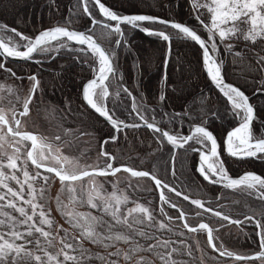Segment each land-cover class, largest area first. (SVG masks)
Segmentation results:
<instances>
[{"label":"snow or ice","instance_id":"1","mask_svg":"<svg viewBox=\"0 0 264 264\" xmlns=\"http://www.w3.org/2000/svg\"><path fill=\"white\" fill-rule=\"evenodd\" d=\"M89 3L99 9L100 15L105 18L104 20H98L93 15L92 9L88 7ZM80 5H82V14L91 21V26L84 32L69 30L67 27L57 25L39 32L34 38H30L25 37L16 29H8L7 26L0 25V29L11 31L20 38V41L24 42L21 44L12 38L7 41L0 39V56L33 60L35 53H46L62 48L71 49V44L82 46L75 50L84 54L83 63H89L87 53H91L94 72V78L83 86L82 99L95 113L103 117L116 133L122 132L126 128H139L141 126L158 133V143H164L166 140L167 144L172 146L173 163L175 150L185 148L187 145L192 151L199 153L196 171L204 181L213 185H220L224 189L246 193L249 196L254 194L257 199L264 201V177L254 173H245L239 178L230 177L224 161L221 159L216 138L211 131L203 126L205 121H202L200 125H194L189 135L171 134L157 126L154 118L151 122L146 118L147 108L138 104L136 98L132 97V93L127 88H123V91L132 97V114L137 117L140 123H125L114 118V114L110 113L104 101L110 95L109 86L106 82L116 75V69L112 62L115 53L114 50L102 48L92 34L96 26L102 25L107 30L106 35L119 37L115 40V45L117 47L123 46L127 42L123 40L125 33L122 30V25H127L132 29H139L149 36H156L164 42H169V44L173 36L194 42L202 50V63L207 76L226 97L227 103L231 106V114L239 117L241 121L236 128L227 133L224 151L237 159H260L264 158V136H254L252 126L257 119L255 110L249 102V97L243 91L225 82L221 70L222 61L217 60L215 53L219 50L217 37H219L220 44H223L226 39L240 38L241 36L245 41H250L252 44L264 41V0H190L194 18L198 21L199 26L206 31L207 38H202L195 28L179 22L144 14L121 15L111 10L101 0H78V6ZM201 9L206 10L208 14L207 23L201 18L203 15ZM109 21L115 23L110 24ZM145 22L147 24H160L164 28L154 30L144 26ZM166 29L173 31L168 32ZM224 47L231 52L233 46L226 44ZM21 48L24 50H20ZM235 55L239 56L240 53H235ZM257 64L260 66V71H264V56L258 57ZM165 65H167V59ZM0 69L11 72V69H6L3 63H0ZM12 75L15 76V73ZM18 79L23 78L18 77ZM27 79L32 82V86L29 89V95L23 101V110L18 113L20 117L29 114L30 104L39 88V81L35 75L29 76ZM163 79L166 80L167 76L165 75ZM3 90V86H0V91ZM7 91L11 94L13 90L8 88ZM257 92H264V86L257 89ZM165 98V95L161 93L159 101L163 102ZM3 99L4 97L0 95V101ZM19 101L20 98L17 96L16 102L19 103ZM9 104L12 105V123L16 127L11 126L2 109H0V125L7 128L6 135H11L13 138L18 137V139L11 142L10 146L13 147L14 151L12 154H8L3 151L5 137L0 136V189L4 190L0 194V217H3L0 218V228L5 229V231H0V264H90L93 259H99L101 264H118V261L111 259V257H122L125 264H132L134 257V264H152L151 260L140 255L141 252L152 253L160 261V264H177L175 255L192 256L191 246L187 245L184 240L171 241L146 231L148 228L155 229L157 233L174 231L171 223L175 220L181 221L182 227L188 233H206L207 246L214 252H218L221 257H231L236 261L245 262L259 260L261 264H264V213L261 214V219L246 215L244 220H232L220 211L205 207L200 199H190L189 195L163 183L149 171H137L123 165L114 167L115 157L104 151L103 145L100 155L105 158L104 167H100L98 163L95 168H91V166L79 168L71 158L57 155L60 151L59 148H54L46 137L27 131L21 132L19 128L22 127V121L17 118V109L11 100H9ZM187 114L186 110L184 115ZM177 115L180 114L177 113ZM212 115L215 116L216 113L213 112ZM117 139L118 136H111L104 141V144L109 141L115 142ZM55 140L59 141L61 137L57 135ZM25 142H30L31 147ZM192 144H198L200 147H192ZM22 155L24 156L23 159ZM49 160L59 167L50 165ZM29 162L37 169L35 174L29 172ZM69 165L71 167H68ZM41 169L43 171H40ZM121 171L130 173V177H147L153 180L156 188L160 191L161 205H168V207L176 209L179 216L177 218L169 216L161 207L160 213L170 222L166 224L163 220L157 221L151 209L138 203L135 207L122 212L121 205H127L130 198L126 193H120L115 185L113 186L114 191L107 194L103 184H93L92 189L86 193L87 199L84 198L85 190L81 189L78 193L74 187V182H83L85 177H91L94 181L97 176H115ZM18 172L22 173L23 180L16 174ZM44 173H54L58 177L61 182V193H67L72 205H87L91 209H100L112 218V222L105 221L103 216L92 215L91 212L76 211L75 208L66 211L67 206L63 205L57 197V211L66 217V222L79 232V236L71 237L62 226L59 227L58 231L65 233L63 237L59 238V244L62 247L56 253L50 252L48 249L55 247L54 240L56 238L51 231L45 230V226L50 229L53 221L45 213V205L38 202V199H44L45 185L50 179V176L44 175ZM173 176H175V171H173ZM38 180L44 181V184L40 185L39 188L34 185V182ZM9 181H14L18 187L10 186ZM25 185H27V191H25ZM164 189L175 193L177 197H182L184 201H188L196 209H202L203 212L211 213L230 224L239 226L254 221L256 227L260 229L257 233L260 237V251L253 255H241L227 250L222 243L217 245L218 237L214 235V232L219 231V228L224 227V225L221 224L216 229L205 222H200L196 226L190 225L188 214L165 195ZM24 205H27L28 208L26 209ZM13 213H18L19 216ZM201 215L202 212L200 211L195 213V217ZM117 226L125 229V231L117 230ZM21 227H23V231L20 230ZM179 235L184 236L185 234L181 232ZM137 236L146 241H154V243H147L146 246L138 242L133 243ZM83 240L98 244L105 249L115 247L117 242H123L130 246L123 251L116 248L115 251L108 252L106 257L99 256V254L94 257L87 249L83 248ZM17 241H23V243H17ZM176 243H179L181 247H174L173 245ZM29 244L33 245L32 249L28 248ZM197 248H199L198 241ZM37 253H42V255Z\"/></svg>","mask_w":264,"mask_h":264},{"label":"trees","instance_id":"2","mask_svg":"<svg viewBox=\"0 0 264 264\" xmlns=\"http://www.w3.org/2000/svg\"><path fill=\"white\" fill-rule=\"evenodd\" d=\"M102 1L118 13H154L167 19L187 22L192 28L198 29L193 11L189 7V0ZM91 5L93 15H97V9L93 4ZM1 22L31 35L44 26L55 25L56 23L84 29L87 28L88 18L82 14L80 6H78V0H0ZM145 25L150 26L147 23ZM167 30L172 32L170 29ZM95 31L96 37L102 34L106 35L107 32L102 26L96 27ZM11 35L15 36L14 33H11ZM127 35L128 38L125 40L127 43L119 47L115 45V36H109L107 47L116 50V53L118 52V55L116 54L117 59L114 58V65L118 68L119 77L122 78L127 88L132 93L143 91L146 99L151 101V106L144 105L147 108L145 113L147 119L152 120L154 118L155 121H160L163 128L172 133H185L188 131V126L185 124L186 121H181L173 114L178 112L181 117L192 123L205 121L204 124L207 128L211 129L218 137H221L231 125L237 122L238 117L231 114V106H228L227 101L222 95L218 94L203 74L200 54L195 43L173 36L166 65L167 79L164 80L161 67L164 63L167 44L156 36L144 35L134 29L127 31ZM80 47L82 46L71 44V49H60L53 59L43 64L45 69H41V71L46 73L52 68L60 67V62L64 58L70 59L69 64H71L72 68L68 78L64 81L59 80L57 83L53 82V88L56 92H59V95L63 96L66 87L67 99L64 102L62 97L59 98L60 103L63 102L65 104L67 102L66 107L69 106L68 111L72 116L73 124L82 123L83 126L81 127L94 131L93 136L99 142L103 137L111 135L112 132L111 129H103L101 132H97L86 125V121L92 119V112L80 102L78 90L80 83L92 73L91 66L93 62L91 61L90 52L87 53L89 63L82 62L85 59L84 54L75 50ZM219 53V61H222L221 70L224 77L241 86L247 94H251V101L256 105L258 117L253 122L254 136H264V93L257 92V89L264 86V71H260V66L257 64L258 57L264 56V41H258L256 44L250 42L244 53L239 56L223 49H220ZM148 77H153L149 85L146 83ZM161 93L166 97L163 102L159 101ZM128 104V96L125 93L118 100L112 98L107 101L108 109L114 111L117 116L134 120L136 116L132 114ZM168 109L174 112H166ZM186 110L188 114L184 115ZM213 112L216 113L215 116L212 115ZM93 123H97L99 127H101L100 124H105L98 119H95ZM141 131L144 132V137L141 140H143L144 146L149 150V153H147L149 157L142 162H127L131 166L152 171L164 182L172 184L190 197L200 198L210 208H214L223 214L225 213L233 219L244 220L246 215L261 219V214L264 213V201L255 198L253 195L249 196L246 193L232 191L231 189H221L204 181L195 171L194 157H192L190 152L180 150L175 156L174 162L176 164L171 170L169 157L172 151L169 145L166 143L161 145L152 133L144 129ZM120 134L123 135V138H118L115 142H108L105 145L106 148H112L116 152L125 148V146H133L137 140H140L134 137L131 130H124ZM221 159L232 175H240L244 171H253L264 177V159H231L223 152ZM173 171H175V176H173ZM171 196L174 198L175 203L179 204L188 214V223L193 225L197 221L204 219L212 227L219 228L221 224L224 225V227L219 228V231L214 232V235L218 237L216 240L217 245L222 243L225 248H235L244 253L252 252L259 248L256 233L257 227L254 221L239 226L236 224H225L226 221L213 216L211 213L202 212L187 201L174 195ZM197 211L202 212L200 217H195ZM167 213L170 215L177 214L173 209L167 210ZM179 223V221H174L171 223V227L173 229L180 228L178 226ZM193 234L186 233V241L190 242L196 236L198 241L202 243L200 249H196V252H205L214 264L227 263L232 260L217 256L214 253L209 255L204 233H197L194 236ZM135 239L133 243L138 241L139 244L145 246L147 243H154V241H146L138 236ZM89 242L88 240H85V243L82 242L83 248L87 249L94 257L97 254L104 256L105 252L100 250V245L97 244V247L92 249L93 246ZM174 246L177 248L181 247L178 244ZM192 253V256L184 254L175 256L188 260L194 259L197 256L195 246L192 249ZM149 260L152 261V264H156L153 258ZM90 264H101V261L93 259Z\"/></svg>","mask_w":264,"mask_h":264},{"label":"bare ground","instance_id":"3","mask_svg":"<svg viewBox=\"0 0 264 264\" xmlns=\"http://www.w3.org/2000/svg\"><path fill=\"white\" fill-rule=\"evenodd\" d=\"M101 2L102 3H104L102 0H101ZM189 3H190V0H189ZM188 3V4H189ZM105 4V3H104ZM106 6H108L111 10H113V11H115L112 7H110L109 5H107V4H105ZM91 3H89L88 4V7L91 9ZM189 7H190V4H189ZM96 8V7H95ZM97 9V15H94V16H96V18L98 19V20H104L105 18L103 17V16H101L100 15V13H99V9L98 8H96ZM80 10H81V12H82V5H80ZM192 10V9H191ZM130 13H134V14H140V13H143V14H147V15H154V16H157V17H159V18H163V19H165V20H169V21H176V22H179V23H182V24H186L187 26H189V27H191L187 22H181V21H179V20H177V19H167V18H165V17H161V16H158V15H156V14H154V13H144V12H140V13H137V12H129V13H119V14H121V15H126V14H130ZM85 16V15H84ZM193 16H194V14H193ZM86 18H88L87 16H86ZM201 18L204 20V17H203V15L201 16ZM205 21V20H204ZM196 22H197V28L199 29H196L195 27V30L197 31V33L199 34V35H201L202 36V38H207V33H206V31L201 27V26H199V23H198V21L196 20ZM206 23H207V21H205ZM108 23H110V24H114L115 22H111V21H109ZM146 23V22H145ZM0 25H5V26H7L4 22H1L0 23ZM55 25H60V26H62V27H69L68 25H61V24H58V23H56ZM55 25H48V26H44L43 28H40L39 30H37L36 32H34V34H31V35H29V34H26V33H24V32H21L20 30H17L16 28H14L13 26L12 27H10V26H7V28L9 29H12V28H14V29H16L18 32H20V33H22L25 37H30V38H34V36L38 33V32H40V31H42V30H45V28H48V27H53V26H55ZM91 26V21L88 19V25H87V28H84V29H80V28H74L73 27V29L74 30H76V31H82V32H84L86 29H88L89 27ZM98 26H102V25H98ZM98 26H96V27H98ZM144 26H146V27H149V28H152V29H154V30H160V29H163L164 28V26L163 25H160V24H150V26H148V25H145L144 24ZM95 27V28H96ZM103 27V26H102ZM70 28H72V27H70ZM130 29H132L130 26H127V25H122V30L124 31V37H123V40L125 41L128 37V35H127V31H130ZM134 30H137V31H139L140 33H143L144 35H147L146 33H144V32H142V31H140L139 29H134ZM170 30H172V29H170ZM166 31H168L167 29H166ZM173 31V30H172ZM95 30H94V32L92 33L93 34V36H94V39L96 40V42H98L99 43V45L102 47V48H104V49H106V50H113L112 48H109V47H107V43L109 44V36H107V35H99L98 37H96L95 36ZM169 32V31H168ZM5 34V30L4 29H0V39H4V40H9L8 39V37L6 36V35H4ZM15 35V34H14ZM115 38V40L117 39V38H119V37H117V36H115L114 37ZM17 39H19V37H17ZM16 39V40H17ZM18 41V40H17ZM167 45H166V50H165V59H164V63H163V66L161 67L162 68V77H164L165 75H166V70H167V66L165 65V60L167 59L168 60V57H169V49H171V44H169V42H165ZM194 43V42H193ZM217 43L219 44V50L215 53V57L217 58V60L219 61V51H220V49L222 50H227L225 47H224V44H220V42H219V38L217 37ZM250 43V41L249 42H247V43H245V44H240V45H238V50H231V52H233V54H235V53H240V54H243L244 53V51H245V49H247V46H248V44ZM115 48H117L116 46H114ZM196 47H197V49H198V51H199V54H200V64H202V50L200 49V47L198 46V45H196ZM24 50V49H23ZM60 51V49L59 50H53V51H50V52H46V53H35L34 54V59L33 60H22V59H18V58H9V57H4V56H0V63H3L4 65H5V68L6 69H11V72H8V71H6L5 69H0V71L3 73V74H6V76L4 77V80L5 81H8V82H10V86H11V88H12V90H16L17 91V89H16V83H14L15 81H18L20 84H22V86L24 87V89L25 90H23V91H17L18 92V95L16 94V92H15V94H16V97L17 96H19V98H20V101H19V103H17L16 102V97H15V100H14V102L15 103H17V105H19V109H17V118L18 119H22V117H20L19 115H18V113H19V111H22L23 110V108H22V104H23V101H24V99L25 98H27V96L29 95V89L31 88V86H32V82L29 80V79H27V77H29V76H32V75H35L36 77H37V80L39 81V88H38V90H37V92H36V94H35V97H34V99H33V101H32V103L30 104V111H29V116L30 115H36L37 117L38 116H40V117H42V115H45L46 113H47V111L45 110V111H43L42 112V107H43V105L44 106H46V107H54V108H58V112L57 113H55V114H51V115H46V117H44V120H43V118H41V119H39L38 120V123H39V125L41 126V127H43L42 128V133H37V132H35V131H33V130H31V128L32 127H28V128H25V129H28V130H22V129H19L21 132H24V131H29V132H31V133H33V134H36V135H38V136H42V137H48L47 135H45V133H44V130L45 129H47L48 131L50 130V132H51V129L50 128H54L57 132H59V133H63V128H64V126H67V127H69V128H71L72 126H73V122H72V116H71V114L69 113V111H68V109L66 108V103L65 104H63V102L62 103H60V101H59V98H61L62 97V100L65 102L66 101V99H67V92H66V87H65V94H63V96L62 95H59V92H56L55 90H54V88H53V82L54 83H57L59 80L60 81H64V80H66L67 78H68V75H69V72H71V68H72V66H71V64H69V61H70V59H63V60H61L62 62H60V67H55V68H52V69H50L49 71H47L46 73H42V71H41V69H45L44 68V66H43V64L44 63H46V61H48V60H50V59H53L55 56H56V54L58 53ZM114 56H113V60H112V62H113V65H114V58L115 59H117V57H116V54L118 55V52L116 53V50H114ZM62 65H64V66H62ZM114 67H115V65H114ZM91 68H92V66H91ZM60 69V70H59ZM115 69H116V75H115V77L114 78H111L110 79V81H108V82H106L107 84H108V86H109V93H110V95H109V97L105 100V102H106V106H107V101H109V99H112V98H115V99H120L121 97H123V94L125 93L124 91H123V88H127V86L124 84V82H123V80H122V78H120L119 77V75H120V73H119V70H118V68H116L115 67ZM58 70V71H57ZM202 72H203V74L205 75V77H206V79L209 81V83L211 84V85H213L212 84V82H211V80L209 79V77L207 76V74H206V72H205V70H204V68H203V64H202ZM12 73H15V76H13L12 75ZM223 75V74H222ZM94 76V72L92 71V73L90 74V76L88 77V78H86L84 81H82L81 83H80V85H79V96H78V98H80V102H82V104L87 108V109H89L91 112H92V114H91V116H92V119H89V120H87L86 121V125L87 126H89L91 129H93V130H95V131H97V132H101L103 129H107V130H109V129H111V132H112V134L111 135H108V136H105V137H103V139H101L99 142L97 141V150H93V151H89L87 154H90V155H96V157L98 156V158H99V160L97 161V163L94 165V167H91V168H95V167H97V164L99 163V166L100 167H104V159L105 158H103V157H101V155H100V153H101V146L103 145V149H104V151H106L107 153H109L111 156H113V157H115V161L113 162L114 163V167H119V166H121V165H123V166H126V167H129V168H132V169H134V170H141V171H149V172H151V173H153L152 171H150V170H146L145 168H139V167H137V168H135V167H133V166H131L129 163H127V162H129V161H131V162H142L144 159H146L147 157H149V156H147V153H149V150H148V148L147 147H145L144 146V142H143V140H141V138L142 137H144V132L143 131H141L142 129H144V130H147V131H149L150 133H152V135L155 137V139L158 141V138H159V134L158 133H155V132H153V131H151V130H149V129H147L146 127H144V126H141V127H139V128H126V129H124V130H131V132H132V134L134 135V137L136 138V139H140V140H137V142L133 145V146H125V148H122V149H119L118 151H113V149L111 148V149H108V148H106V144H104V141L106 140V139H108L109 137H111V136H114V135H116V136H118V138L119 139H122L123 138V135L122 134H120V132L119 133H116L115 132V130L111 127V125L103 118V117H100L97 113H95L94 112V110H92L87 104H86V102L82 99V89H83V86H84V84L87 82V81H89V79L91 78V77H93ZM18 77L19 78H23V79H18ZM223 78H224V80H225V82L227 83V84H230V85H232V86H235V87H237L238 89H240L241 91H243L244 93H245V95H247L248 97H249V102H250V104L251 105H253V107H254V110H255V113H256V116L258 117V115H257V109H256V105H254V103L251 101V94H247L246 93V91L241 87V86H239L238 84H236V83H234L233 81H231V80H227L225 77H224V75H223ZM3 80V81H4ZM152 80H153V77H148L147 79H146V83L149 85L150 84V82H152ZM170 86V85H169ZM213 87L215 88V90L218 92V94H220V95H222V97L227 101V99H226V97H224L223 96V94L220 92V90L218 89V88H216V86L215 85H213ZM128 89V88H127ZM129 91H130V89H128ZM124 92V93H123ZM131 92V91H130ZM256 92V91H255ZM117 93H118V95H117ZM132 93V92H131ZM262 93V92H261ZM264 93V92H263ZM125 94H127V93H125ZM128 96V95H127ZM132 97H135L136 98V101H137V103L138 104H142L143 106L144 105H146V106H151V101H149L148 99H146V96H144V93H143V91L142 92H140V91H138V92H133L132 93ZM132 97H129L128 96V100H129V104H128V107H129V109H131L132 110ZM33 103H35L36 105L33 107ZM228 104V103H227ZM72 105H73V103H72ZM228 106H230L229 104H228ZM107 108H108V106H107ZM53 110V109H52ZM109 111H110V113H112V114H114V118H116V119H118V120H120V121H124L125 123H140V121L137 119V117H136V119H134V120H129L130 118H121V117H119V116H117L116 115V113L114 112V111H111V109H109ZM166 112H170V113H173L174 111L173 110H170V109H168V110H166ZM178 113V112H177ZM177 113L176 112H174L173 114L176 116V117H178L181 121H186V125L188 126V131L187 132H185V133H180V132H178V133H172V132H170L169 130V132L171 133V134H180V135H188L189 134V132L191 131V129L193 128V126L194 125H200L201 123L199 122V123H192L191 121H189V120H186L185 118H183V117H181L180 115L178 116L177 115ZM11 115H12V112H11ZM134 115V114H133ZM95 119H98L100 122H104L105 124H100L101 125V127H99L98 125H97V123H93V121H95ZM149 120V119H148ZM150 122L152 121V120H149ZM241 121H240V119H239V117H238V119H237V122L235 123V124H233V125H231V127L230 128H228L225 132H224V134L223 135H221V137H218L217 135H215V133L211 130V129H209V128H207V126L204 124L203 126H205L209 131H211L212 133H213V135H214V137L216 138V140H217V144H218V146H219V151H220V155L222 154V152L224 153V154H226V155H228L225 151H224V145H225V135H226V133L228 132V131H230L231 130V128H233L234 126H236L237 124H239ZM155 123L157 124V126H159V127H161V128H163V126H162V123L160 122V121H155ZM12 127H16L15 126V124L14 123H12V125H11ZM4 127V130H5V133L7 134V129L5 128V126H3ZM253 127V126H252ZM164 129V128H163ZM124 130L122 131V132H124ZM165 130V129H164ZM93 134V133H92ZM8 136H10V137H12L11 135H8ZM93 137V136H92ZM93 140H96V138L95 137H93ZM68 142H70L71 143V140L70 141H68ZM109 142H112V141H109ZM28 143V146L30 145V142H27ZM164 143H166L167 144V142L166 141H164ZM191 143V142H190ZM161 145L163 144V143H160ZM167 145H169V144H167ZM198 146V147H200V145H198V144H192V147L193 146ZM169 147L171 148V151H172V153H173V150H172V146L171 145H169ZM89 150H90V148H89ZM180 150H183V151H186V152H190L191 154H192V157H194V161H195V171H196V168H197V165H198V163H199V153L198 152H194V151H192L191 150V148H189L187 145L185 146V148H182V149H176L175 150V156H176V154L180 151ZM94 151H96V152H94ZM229 156V155H228ZM231 159H237V158H234V157H231V156H229ZM102 159H103V161H102ZM261 159H264V158H261ZM169 162L171 163V170L173 169V167H174V165L176 164L175 162L173 163V160H172V154L170 155V157H169ZM52 166H55V165H53V164H51ZM28 167L30 168V167H33V168H35L34 166H32L31 165V162H29L28 163ZM55 167H57V166H55ZM89 170H91L90 168H89ZM40 171H43L42 169L40 170ZM228 171V174H229V176H233L230 172H229V170H227ZM249 172H252V173H254V174H256V175H259V176H261V177H263V175H261V174H259V173H257V172H253V171H244V173H242V174H240V175H243V174H245V173H249ZM198 173V172H197ZM117 174H119V175H128V176H130V173H126V172H123V171H121V172H119V173H117ZM117 174L115 175V176H112V175H108V176H97V177H95V179H97V180H99V181H101V182H103L104 184L105 183H111V181H115L116 180V177H117ZM154 175H155V177L156 178H158V179H160L163 183H165V184H168V183H166V182H164L159 176H157L155 173H153ZM199 174V173H198ZM44 175H48V176H50V178H53L54 179V181L55 182H57V183H59V184H61V182L59 181V179H58V177H56L55 176V174L54 173H52V174H49V173H44ZM200 176V175H199ZM201 177V176H200ZM86 178V177H85ZM134 178H137V177H134ZM142 179H146L147 181H149L150 182V184L152 185V189L150 190V191H148L147 192V194L148 195H146V193L144 192V195H145V198H143L142 197V199L144 200V201H146V203L148 202V203H150V205L151 206H153V209H154V212L156 213V216L157 217H159L158 219H157V221H160V220H163L166 224H168L169 223V221L165 218V216L164 215H162L161 213H160V211H159V209L161 208V207H163L164 208V211L167 213V210H171V209H173V208H170V207H168V205H161V203H160V199H159V197H160V195H158V191H157V188H156V185L153 183V181L151 180V179H149V178H147V177H144V178H142ZM39 181H41V180H39ZM168 185H170V186H173L172 184H168ZM92 187H93V183H92V185H91ZM216 186H218V187H220L221 189H223V187L222 186H220V185H216ZM173 187H175V186H173ZM176 188V187H175ZM177 189V188H176ZM178 191H180V192H182L181 190H179V189H177ZM137 192V191H136ZM164 193H165V195L171 200V201H173L174 203H175V200H174V198L171 196V195H174V196H176L175 195V193H173V192H168V190L167 189H164ZM182 193H184V192H182ZM184 194H186V193H184ZM187 195V194H186ZM253 196L256 198V196L253 194ZM177 197V196H176ZM190 197V196H189ZM180 199H183L182 197H179ZM190 199H200V198H197V197H190ZM201 200V199H200ZM202 201V200H201ZM188 202V201H187ZM203 202V201H202ZM189 203V202H188ZM178 206H179V204H177ZM204 206L205 207H208V208H210L209 206H207L205 203H204ZM180 207V206H179ZM181 208V207H180ZM212 209V208H211ZM173 210H175L176 211V209H173ZM200 211H202L203 212V210L202 209H199ZM213 210H215V211H218V210H216V209H214L213 208ZM177 212V211H176ZM168 214V213H167ZM98 216H103L104 217V220L105 221H108V222H112V219L110 218V216H108V215H106V214H104L102 211H100L98 214H97ZM96 215V216H97ZM169 216H172V217H174V218H177L178 216H179V213L177 212V214H174V215H170V214H168ZM224 215H227V214H225L224 213ZM227 216H229V215H227ZM249 216V215H248ZM230 217V216H229ZM232 220H238V219H233L232 217H230ZM175 221H179V220H175ZM205 222V223H207L204 219L203 220H199V221H197L196 223H194L193 225L192 224H190V225H192V226H196L198 223H200V222ZM180 223L178 224V226L180 227V228H174L173 230L174 231H171V233L169 232V231H164V232H162V233H157L156 231H155V229H152V228H148V229H146V231H149V232H151V233H153V234H155V235H157V236H161L163 239H168V240H171V241H180V240H184L185 242H186V244L187 245H190L191 246V249H193V247L195 246V253H196V257H194V259H191V260H188V259H182V258H179V257H177V256H175V259H176V261H177V264H214L213 263V261H211L210 260V258L208 257V255H206V253L204 252V253H198V252H196V249H200V247H201V245H202V243L200 242V241H198V239L196 238V236H194L195 234H193V240H191L190 242H187L186 241V233H188L187 232V230L186 229H184L183 227H182V222L181 221H179ZM225 224H230V223H228V221H226L225 222ZM210 225V224H209ZM210 227H212L211 225H210ZM213 229H215L216 227H212ZM74 230V229H73ZM70 230L71 232H77V230ZM117 230H120V231H125V229H123V228H121L120 226H117ZM104 231H107V229H104ZM260 231V229H256V233H258ZM169 232V233H168ZM181 232H183L185 235L184 236H181V235H179V233H181ZM78 233V232H77ZM197 234V233H196ZM204 235H205V233H204ZM75 236H78L77 234L75 235ZM74 235H73V237H75ZM216 236V235H215ZM217 237V236H216ZM205 239H206V246H207V236L205 235ZM136 240V239H135ZM257 240H258V244L260 243V237L257 235ZM197 241L199 242V248H197ZM83 242V241H82ZM83 243H85V242H83ZM125 245V248L126 249H128L129 248V244H125V243H123V242H117L116 244H115V246H117L118 248H119V245ZM176 244H178V245H180L179 243H176ZM175 245V244H174ZM173 245V246H174ZM175 247V246H174ZM208 247V246H207ZM115 247H111V248H108V249H105V254H104V256L106 257L107 256V253L108 252H110L111 250H113ZM226 249L227 250H229V251H232L233 253H238V254H241V255H250V254H253V253H257L259 250H260V247L257 249V250H255V251H252V252H248V253H244L243 251H239L238 249H235V248H228V247H226ZM114 251V250H113ZM209 255H211L212 253H214L215 255H217V256H220L219 255V253L218 252H214L210 247H208V252H207ZM140 255H143V256H145L146 258H148V259H151V258H153L154 260H155V263L156 264H160V261L159 260H157L156 259V257L153 255V254H151V253H148V252H141L140 253ZM221 257V256H220ZM114 258V257H113ZM223 258H230V259H232L231 261H229V263L230 264H248V263H253V262H257V260H255V261H247V262H245V261H236V260H234L233 258H231V257H223ZM134 262H135V257H134V260H133V262H132V264H134Z\"/></svg>","mask_w":264,"mask_h":264},{"label":"rangeland","instance_id":"4","mask_svg":"<svg viewBox=\"0 0 264 264\" xmlns=\"http://www.w3.org/2000/svg\"><path fill=\"white\" fill-rule=\"evenodd\" d=\"M201 12L203 13L204 20L208 22V14L206 13V10L201 9ZM12 29H14V28H12ZM8 32H9V34H8ZM8 32L5 31V35L8 37V39L12 38L14 41L18 40L21 44L24 43L23 41H20V38L17 39L16 36H12L11 31H8ZM247 42H249V41H245L241 36L240 38L232 37L230 39H226L223 44L224 45L231 44L233 46L231 50H234V49L238 50V45L245 44ZM20 50H23V48H21ZM5 76H6V74H3L0 71V86H3V89H4L3 91H0V95H2L4 97V99L2 101H0V109L3 110V112L7 116L10 124L12 125V115H11L12 105L9 104V100L12 101V103L15 105L16 109H19L20 108L19 105H17V103H15L14 100H15L16 94L18 95L17 91H23L25 89L22 86V84H20L18 81H15L14 83H16L17 91L13 90L12 93L9 94L7 89L11 88V86H10V82L4 80ZM15 92H16V94H15ZM104 103L106 105L105 101H104ZM35 105L36 104L33 103V107ZM66 108L69 109V106H67ZM45 110L47 111V113L45 115H42V117H40V116L37 117L36 115H30V116L27 115L25 117H22V119H21L22 127H20L19 129L28 130L25 128L32 127L31 130H33L37 133H42L43 127H41L39 125L38 120L41 118H43V120H44V117H46V115L55 114L60 109L58 110V108L46 107L43 105L42 112ZM79 123H81V122H79ZM75 124H73V126L71 128L64 126L63 133L57 132L54 128H50L51 132H50V130L48 131L47 129H45L44 133H45V135L48 136L47 139L49 142H51L53 144V147L59 148L60 151H59V153H57V155H61L64 157L71 158L79 168H88V166L94 167V165L99 160L98 156L96 157L97 154L93 155V156L90 154H87L89 151L97 150V145H98L97 140H93L94 136L92 134L94 131H90L89 128H88V130L84 129L83 127H81V126H83L82 123L78 124V125H75ZM66 132H67V134H66ZM57 135H59L61 137V140H59V141L55 140V136H57ZM0 136L5 137V142H3V151L7 152L8 154H12L14 149H13V147L10 146V144L14 139H18V137L13 138V137L6 135L3 125H0ZM70 140H71V143L68 142ZM25 143H27V142H25ZM89 148H90V150H89ZM94 152H96V151H94ZM23 158H24V156L22 155V159ZM102 161H103V159H102ZM48 163L50 165L51 164L55 165L51 160H49ZM55 166L59 167V165H55ZM68 167H71V165H69ZM28 170L32 174H35V172L37 171V169H35L33 167H30V168L28 167ZM5 171H7V169H5ZM16 174L20 177L21 180H23V175L21 172H18ZM8 183L10 184V186H12L14 188L18 187L14 181H9ZM92 183L96 184V185L103 184L104 190L107 194H110L114 191V188H113L114 185L116 186V189H118L120 193H126L129 196L130 200H129V203L127 205H121L122 212H126L127 209L135 207L136 204L138 203V204H141V205L151 209L153 215L156 217V220L159 218L156 216V213L154 212L153 206H151L150 203H148V202L146 203V201H144L142 199V197L145 198L144 192L146 193V195H148L147 192L152 189V185L146 179L134 178V177H130L128 175L124 176V175L117 174L115 181H111V183L107 182L104 184L103 182H101L97 179H95L93 181V179L91 177H86V178H84L83 182H81V181L74 182V187L77 189L78 193L80 192L81 189L85 190V197L84 198L87 199L86 193H87V191H90L92 189V186H91ZM42 184H44L43 180H41V181L38 180V181L34 182V185L37 188H39L40 185H42ZM3 191H4L3 189H0V194H2ZM25 191H27V185H25ZM57 197H59V200L62 202L63 205L67 206V208L65 209L66 211L70 210L72 208H75L76 211L84 212V213L91 212V214L95 215V216L101 211L100 209H91L87 205H85V206L72 205L69 202L67 193H61V184L55 182L53 178H50L49 181L47 182V185H45L44 199L43 200L38 199V202L45 205L44 211H45V213H47L49 215V219H51L53 221L52 227L50 229L45 226V230L51 231L53 236L56 238L54 240L55 247L48 249L52 253H56L57 251H59L60 247H62V245L59 244V238L63 237L65 233H64V231H58L59 227L62 226V228L64 230H66L68 232L69 236H71V237H73V235L75 236L76 234L79 236L78 231H77L78 233L70 231V230H73V228L71 227V225L69 223L66 222V217L63 216L60 211H57ZM24 207L26 209L28 208L27 205H24ZM6 210L11 211L9 209H6ZM28 210L30 212V209H28ZM13 214L16 216H19L18 213H13ZM0 218H3V217H0ZM20 230L23 231L24 230L23 227H21ZM74 230H76V229H74ZM0 231H5V229L0 228ZM83 242H85V240H83ZM136 242H138V241H136ZM17 243H23V241H17ZM89 244H91L93 246L92 249H95V247H97V244H93L91 242H89ZM28 248L32 249L33 245L29 244ZM100 248H101L100 250L106 252L104 247L100 246ZM116 248H118V247L115 246V248L113 250L115 251ZM119 249H121L122 251L127 250L125 248L124 244L119 245ZM113 250H111L110 252H112ZM37 254L42 255V253H37ZM61 259H62V257H61ZM111 259L117 260L118 264H125L122 257H114V258L111 257ZM222 264H230V263L228 261L227 263H222ZM248 264H261V262L257 261V262L248 263Z\"/></svg>","mask_w":264,"mask_h":264},{"label":"water","instance_id":"5","mask_svg":"<svg viewBox=\"0 0 264 264\" xmlns=\"http://www.w3.org/2000/svg\"><path fill=\"white\" fill-rule=\"evenodd\" d=\"M130 14H134V13H130ZM140 14H143V13H140ZM126 15H129V14H126ZM144 15H147V14H144ZM150 16H154V15H150ZM154 17H157V16H154ZM163 19V18H162ZM165 20V19H164ZM176 22V21H175ZM185 24V23H184ZM186 25V24H185ZM55 26H57V25H55ZM60 26V25H59ZM54 27V26H53ZM50 28H52V27H48V28H45V29H50ZM67 28H69V30H74L73 28H70V27H67ZM43 31V30H42ZM41 32V31H40ZM80 32H82V31H80ZM37 34H39V32L37 33ZM36 34V35H37ZM35 35V36H36ZM34 36V37H35ZM98 43V42H97ZM99 44V43H98ZM9 58H11V57H9ZM203 64V63H202ZM204 68V67H203ZM206 72V71H205ZM207 74V73H206ZM94 78V76L93 77H91L90 79H89V81L90 80H92ZM88 82V81H87ZM86 82V83H87ZM213 84V83H212ZM214 85V84H213ZM82 91V90H81ZM253 106V105H252ZM254 108V107H253ZM239 124H237L236 126H234L233 128H231V130L230 131H232L234 128H236L237 126H238ZM6 128V127H5ZM7 129V128H6ZM163 129V128H162ZM164 130V129H163ZM192 130V129H191ZM168 131V130H167ZM29 132V131H28ZM229 132V131H228ZM227 132V133H228ZM191 133V131L189 132V134ZM227 133H226V135H225V138H226V136H227ZM188 134V135H189ZM166 141V140H165ZM29 147H31V144L29 145ZM193 147H195V148H199L197 145L196 146H193ZM199 161V160H198ZM120 167V166H119ZM137 171H141V170H137ZM249 173H252V172H249ZM240 176H242V175H233V176H230V177H232V178H239ZM153 181V180H152ZM153 183H154V181H153ZM155 184V183H154ZM157 191H158V195H160V191L157 189ZM204 222V221H203ZM205 235L207 236V234L205 233ZM260 251V250H259ZM258 251V252H259ZM257 252V253H258ZM253 254H255V253H253ZM253 254H250V255H253Z\"/></svg>","mask_w":264,"mask_h":264}]
</instances>
